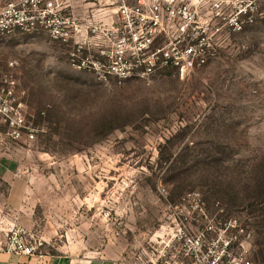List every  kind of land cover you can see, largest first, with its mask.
Masks as SVG:
<instances>
[{"label":"rangeland","instance_id":"obj_1","mask_svg":"<svg viewBox=\"0 0 264 264\" xmlns=\"http://www.w3.org/2000/svg\"><path fill=\"white\" fill-rule=\"evenodd\" d=\"M231 1L215 20L217 57L189 72L101 81L45 31L0 35V93L12 92L0 106L28 126L13 134L0 116V162L15 163L30 186L26 212L12 213L0 175V241L19 223L37 254L92 256L114 244L147 258L167 238L168 205L197 189L212 214L219 204L254 230L249 256L264 264V0L252 19L238 12L255 0Z\"/></svg>","mask_w":264,"mask_h":264},{"label":"built area","instance_id":"obj_2","mask_svg":"<svg viewBox=\"0 0 264 264\" xmlns=\"http://www.w3.org/2000/svg\"><path fill=\"white\" fill-rule=\"evenodd\" d=\"M262 1H253L248 9L239 10L238 15L252 19ZM231 3V0H113L114 12H102L99 17L87 20L97 21L93 27H85L62 0H15L0 9V35L45 31L55 40L73 45L70 56L75 69L91 70L101 81L112 77L147 78L162 69L194 71L215 59L220 47L217 34L221 30L215 20L226 19ZM106 16L112 21L104 26L98 20ZM234 24L238 30L243 27L239 18ZM92 37L97 40L93 47ZM11 93L3 90L0 103H5L4 96ZM0 116L6 117L13 134L20 135L21 130L28 129L19 110L0 106ZM160 193L167 198L166 187L161 186ZM168 206L164 235L167 238L158 253L159 264H172L170 250L175 257L181 256L180 264H253L249 246L254 230L239 215H227L219 204L212 214L202 191L197 189L186 191L178 203ZM37 248L29 231L19 223L14 225L11 235L0 241V250L16 255L32 256L37 254Z\"/></svg>","mask_w":264,"mask_h":264},{"label":"crops","instance_id":"obj_3","mask_svg":"<svg viewBox=\"0 0 264 264\" xmlns=\"http://www.w3.org/2000/svg\"><path fill=\"white\" fill-rule=\"evenodd\" d=\"M11 1L15 0H0V9ZM62 1L66 5L67 10L75 14L81 20L94 19L104 12L103 9L99 8V5L103 4L105 0ZM0 175L9 184L4 206L12 213H25L26 202L30 194V186L28 184L29 177L23 174L15 163L3 159L0 162ZM160 242H165L164 238ZM152 248L154 249L155 247L152 246ZM121 249V247L110 244L102 252L92 256H78L68 252H63L62 254H35L27 256L16 255L6 250H0V264H159L158 254L152 255L145 250L147 258H145L144 255V258H142V254L132 257L124 254ZM162 249L163 245L161 246V250ZM169 253L172 254V264L181 263V256L175 257L171 250Z\"/></svg>","mask_w":264,"mask_h":264},{"label":"trees","instance_id":"obj_4","mask_svg":"<svg viewBox=\"0 0 264 264\" xmlns=\"http://www.w3.org/2000/svg\"><path fill=\"white\" fill-rule=\"evenodd\" d=\"M258 258H260V260L262 262H264V251L260 252V254H258Z\"/></svg>","mask_w":264,"mask_h":264}]
</instances>
